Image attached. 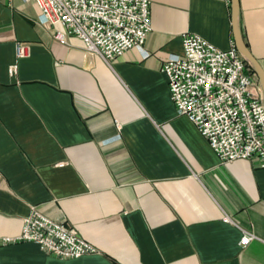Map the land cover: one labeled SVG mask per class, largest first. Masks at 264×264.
Masks as SVG:
<instances>
[{
  "label": "crops",
  "instance_id": "1",
  "mask_svg": "<svg viewBox=\"0 0 264 264\" xmlns=\"http://www.w3.org/2000/svg\"><path fill=\"white\" fill-rule=\"evenodd\" d=\"M149 1L143 47L107 64L77 36L56 40L62 28L42 21L36 2L0 0V264H264V167L222 162L177 113L162 70L185 32L235 44L231 2ZM238 2L241 36L264 71V0ZM33 206L98 252L61 259L5 242ZM241 228L257 239L241 247Z\"/></svg>",
  "mask_w": 264,
  "mask_h": 264
},
{
  "label": "built area",
  "instance_id": "2",
  "mask_svg": "<svg viewBox=\"0 0 264 264\" xmlns=\"http://www.w3.org/2000/svg\"><path fill=\"white\" fill-rule=\"evenodd\" d=\"M34 1L41 20L59 25L54 38L79 37L87 53L107 64L131 48H142L152 30L149 0H23ZM230 3L231 0H222ZM183 52L170 55L163 64L171 100L179 115L193 123L222 162L256 160L264 167V105L262 94L251 91L253 72L233 43L220 49L200 35H182ZM17 58L27 55L24 44L15 45ZM16 65L9 67L14 74ZM261 89V87H259ZM226 221L231 219L225 216ZM22 232L5 242H35L61 259L98 252L74 229L42 214L35 206L24 218ZM241 247L257 239L242 229Z\"/></svg>",
  "mask_w": 264,
  "mask_h": 264
},
{
  "label": "water",
  "instance_id": "3",
  "mask_svg": "<svg viewBox=\"0 0 264 264\" xmlns=\"http://www.w3.org/2000/svg\"><path fill=\"white\" fill-rule=\"evenodd\" d=\"M231 8H232V27L234 33L235 46L238 52L241 54L245 62L252 68V70L257 75L259 80V84L262 91V101L264 105V71L262 70L260 64L256 60V58L251 54L247 45L243 41L241 36L239 26H238V12H239V2L238 0H231Z\"/></svg>",
  "mask_w": 264,
  "mask_h": 264
},
{
  "label": "trees",
  "instance_id": "4",
  "mask_svg": "<svg viewBox=\"0 0 264 264\" xmlns=\"http://www.w3.org/2000/svg\"><path fill=\"white\" fill-rule=\"evenodd\" d=\"M246 67L250 72H253L252 68L246 63Z\"/></svg>",
  "mask_w": 264,
  "mask_h": 264
}]
</instances>
